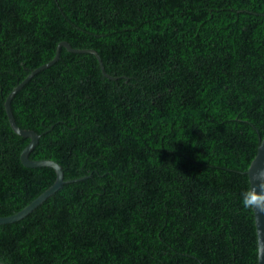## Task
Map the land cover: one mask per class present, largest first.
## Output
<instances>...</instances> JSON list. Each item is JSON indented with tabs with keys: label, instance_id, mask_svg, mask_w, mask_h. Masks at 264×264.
Instances as JSON below:
<instances>
[{
	"label": "trees",
	"instance_id": "obj_1",
	"mask_svg": "<svg viewBox=\"0 0 264 264\" xmlns=\"http://www.w3.org/2000/svg\"><path fill=\"white\" fill-rule=\"evenodd\" d=\"M6 264H258L248 168L264 137V0H0Z\"/></svg>",
	"mask_w": 264,
	"mask_h": 264
},
{
	"label": "water",
	"instance_id": "obj_2",
	"mask_svg": "<svg viewBox=\"0 0 264 264\" xmlns=\"http://www.w3.org/2000/svg\"><path fill=\"white\" fill-rule=\"evenodd\" d=\"M62 47H66L69 51L76 53H83V52L94 53L97 56V59L100 63L103 73L107 77L116 79V76H113L106 71L103 59L96 49L74 47L70 42L63 40L57 45L56 54L53 59H51L46 64H43L40 67L33 70L31 74H29L10 92V94L8 95L5 101V108L8 114L9 122L13 130L17 134L23 137L31 138L29 144L23 149L21 153L22 162L29 167L50 166L55 169L57 176L54 183L50 187H48L44 192H42L38 197H36L30 204L25 206L23 209L10 216H0V224L11 223L22 219L23 217L30 214L33 210H35L49 196H51L53 193L59 190L65 182L82 179V178H76V179L66 180L64 170L61 164L55 160L52 159L35 160L30 158V153L39 142L41 135L33 129H26L21 127L14 116L11 106V102L15 94L21 88H23L27 84V82L36 75L38 71L52 65L59 59L60 53L62 51ZM248 175L251 184V189H259L261 191H264V137L261 138L260 144L257 149V153L248 168ZM254 214H255V222H256V228L258 234V249H259L258 264H264V210H254ZM0 264H6V263L0 260Z\"/></svg>",
	"mask_w": 264,
	"mask_h": 264
},
{
	"label": "clouds",
	"instance_id": "obj_3",
	"mask_svg": "<svg viewBox=\"0 0 264 264\" xmlns=\"http://www.w3.org/2000/svg\"><path fill=\"white\" fill-rule=\"evenodd\" d=\"M241 205L247 210H264V191L247 189L241 194Z\"/></svg>",
	"mask_w": 264,
	"mask_h": 264
},
{
	"label": "bare ground",
	"instance_id": "obj_4",
	"mask_svg": "<svg viewBox=\"0 0 264 264\" xmlns=\"http://www.w3.org/2000/svg\"><path fill=\"white\" fill-rule=\"evenodd\" d=\"M65 41H66V40H65ZM60 54H61V53H60ZM30 74H31V73H30ZM116 78H117V77H116ZM18 84H19V83H18ZM18 84H17V85H18ZM17 85H16V86H17ZM258 252H259V249H258ZM258 256H259V255H258Z\"/></svg>",
	"mask_w": 264,
	"mask_h": 264
}]
</instances>
